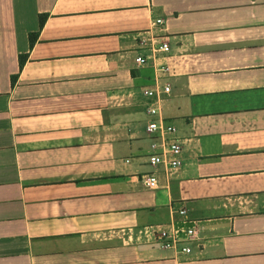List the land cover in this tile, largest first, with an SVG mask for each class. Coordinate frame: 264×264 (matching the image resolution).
<instances>
[{
	"label": "crops",
	"instance_id": "obj_1",
	"mask_svg": "<svg viewBox=\"0 0 264 264\" xmlns=\"http://www.w3.org/2000/svg\"><path fill=\"white\" fill-rule=\"evenodd\" d=\"M0 264H264V0H0Z\"/></svg>",
	"mask_w": 264,
	"mask_h": 264
},
{
	"label": "built area",
	"instance_id": "obj_2",
	"mask_svg": "<svg viewBox=\"0 0 264 264\" xmlns=\"http://www.w3.org/2000/svg\"><path fill=\"white\" fill-rule=\"evenodd\" d=\"M156 23H162V21L158 20ZM160 50L168 53L170 50L169 45L163 43ZM137 63L139 65L145 64L146 59L139 57ZM170 92V87L166 85L144 90L143 94L149 100L146 111L151 117L147 125V132L154 141L151 146L154 151L149 156V164L152 166L165 165L169 169H175L180 163L178 156L182 152V146L174 136V127L166 123L163 115L164 97L168 96ZM142 180L147 188H158V178L155 174L146 175ZM178 214L182 217L181 224L189 222L185 210H179ZM181 224L177 225L173 221L168 227L154 233L163 248L189 254L191 252L189 243L197 238V229L191 226L182 228Z\"/></svg>",
	"mask_w": 264,
	"mask_h": 264
},
{
	"label": "trees",
	"instance_id": "obj_3",
	"mask_svg": "<svg viewBox=\"0 0 264 264\" xmlns=\"http://www.w3.org/2000/svg\"><path fill=\"white\" fill-rule=\"evenodd\" d=\"M45 17H46V15H41V16H40V26L43 25V23H44V21H45ZM35 36H37V34H31V35H30L31 45H33V43H34ZM25 58H26V55H23V56L20 57L21 66H22L23 63H24Z\"/></svg>",
	"mask_w": 264,
	"mask_h": 264
}]
</instances>
